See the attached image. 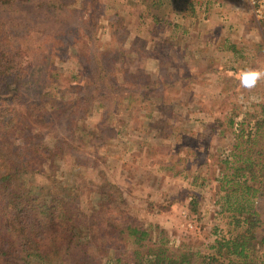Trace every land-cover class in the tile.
<instances>
[{
  "label": "rangeland",
  "instance_id": "rangeland-1",
  "mask_svg": "<svg viewBox=\"0 0 264 264\" xmlns=\"http://www.w3.org/2000/svg\"><path fill=\"white\" fill-rule=\"evenodd\" d=\"M252 4L251 0H174L171 4L168 0L70 1L66 6L69 8L67 12L78 15L86 22L94 20L95 46L92 49L110 46L116 52L112 66L118 75V84L120 81L127 84L130 74L137 69L146 70L156 81H163L164 73L159 71L162 67L176 69L178 73L186 72L187 68V73L192 75L182 82L183 86L177 93L178 99H172V102L163 105L166 108L170 103L176 109V113L169 115L167 120L173 128L182 126L185 131H192L195 135L210 128L213 144L199 146L200 154L195 158L190 157L189 167H185L183 161L177 162L174 167H171L172 162L164 164L165 159L170 161L169 154L164 155L158 163V152L147 144L140 150L138 143L141 134L138 136L132 133L129 124H126V121H132L130 114L135 113L141 118L147 97H138L129 105L125 104V100L120 101L115 108L114 100L116 103L122 98L117 94L118 91L112 92L111 89L101 96L98 90H93L91 94L85 90L83 100L86 101L88 110L91 112L94 107L89 115H75L72 117V124L68 119L66 121L67 116L59 115L64 118L62 121L57 119L54 125L47 126L56 127L55 132L46 131V127L40 130L42 138L51 147L55 148L57 145L54 138L69 140L70 127L89 128L91 132L97 118L106 115L112 118L111 122L116 128L126 126L127 130L109 139L106 145H101V140H95L92 146L87 142L82 143L77 133L76 138L71 137V142L88 152V167L84 165L83 159H79L80 163L76 166L73 157V162L65 159L61 164L55 163L53 168L46 167L45 173H41L43 176L37 174L28 178L31 190L40 193L44 200L55 198L59 204H63V199L74 201L90 216L103 207L102 202L109 200L99 191L101 180L96 177L94 170L97 167L113 168V174H109L121 186L123 194L121 199L117 198V203L114 202L116 211H113L112 218H115L117 224H122L126 215L131 214V219L135 218L150 227L153 241L164 242L168 249L176 250L190 244L200 255L211 254L213 251L210 244L215 237V229L220 236H229L237 231L229 224L228 217L222 211L225 207L222 198L224 191L213 190L215 184H220L214 183L213 178L225 166L220 161L221 155H217L218 151H225V154L233 151L236 155L229 154L233 166L241 163L237 162L238 154H244L245 147L251 146L252 149L264 151L263 129L254 132V123L260 116L258 104L264 100V79L259 80L252 89L243 88L238 80L239 69L243 67L250 66L264 71V17L258 19L255 16ZM191 6L194 9L193 15L188 14ZM117 13L119 24L110 25L109 20ZM83 33L80 30L73 41L71 39L68 44L62 45V50H55L60 57H64L60 60L55 56L58 65L51 62L47 64L45 73H42L43 84L39 91L44 103L58 105L62 98L64 105L68 100L67 94L73 93L74 97L80 95L81 88L75 84L77 81L71 82L68 73L72 68H81L74 57L76 48L81 46V39L91 45V39ZM174 55L183 57L181 63H176V60L171 62L172 58L168 57ZM27 57L23 64L29 61V56ZM100 101L102 105L98 104ZM233 108L236 112V131L226 125L228 112ZM132 123L141 126L144 122L130 124ZM249 128L252 133L247 134L246 130ZM93 130L92 133L95 132ZM17 136L22 137L19 133ZM147 136L148 140H155L151 138V133ZM248 137L250 138L244 146L242 143ZM35 140L43 141L38 137ZM184 142L178 141L177 136L171 138L170 142L168 140L171 160L176 161L177 158L173 152L178 156L187 152L188 147ZM215 146L220 149L216 151ZM214 150V156L208 161L209 165L202 162L205 154ZM98 156L100 158H96ZM252 157L257 155L252 154ZM199 170L206 178L192 180L191 173ZM192 181H204L206 184L196 186ZM254 186L263 189L264 181L256 182ZM55 192L57 194H52ZM262 203L264 204V199ZM260 211L262 216L258 230L264 233V205ZM107 214L108 212H99L101 218H105ZM127 239L130 240L128 249H132L133 238L127 236ZM18 257L22 261L25 256ZM38 260L39 258L34 257L27 264H38ZM97 264L122 263L103 258Z\"/></svg>",
  "mask_w": 264,
  "mask_h": 264
},
{
  "label": "trees",
  "instance_id": "trees-1",
  "mask_svg": "<svg viewBox=\"0 0 264 264\" xmlns=\"http://www.w3.org/2000/svg\"><path fill=\"white\" fill-rule=\"evenodd\" d=\"M70 1L0 0V264H27L34 257L39 258L38 264H97L103 258L122 264H264V233L258 230L262 216L260 208L264 205V188L254 186L256 182L264 181V151L252 149L251 146L243 149L244 154H238L237 162L241 163L235 166L229 157V154L236 155L233 151L225 154V151H218L220 147H214L225 166L219 175L214 176V183L220 184H215L213 190L224 191L222 198L225 207L222 211L237 231L229 236H220L215 229V237L210 244L213 252L207 255L198 254L190 244L172 250L164 242L153 241L150 227L135 218L131 219V214L126 215L122 224H117L112 218L113 211H116L114 202L117 198L121 199L123 194L121 186L109 174H113V168L97 167L94 170L96 177L101 180L98 189L109 200L102 202L103 207L90 216L74 201L63 199V204H59L55 198L44 200L40 193L31 190L28 178L37 174L43 176L41 173H45L46 167L53 168L55 163L61 164L65 159L72 161L73 157L76 166L80 163L79 159H83L84 165L88 167V152L71 142V137L76 138L77 133L82 143L87 142L92 146L95 140H101V145H106L109 139L127 130L126 126L116 128L111 122L112 118L106 115L95 119L92 130L97 134L92 133V130L90 132L89 128L72 126L69 140L54 138L57 145L51 147L42 138L40 130L46 127V131L55 132L56 127L47 126L54 125L57 119L62 121L64 118L59 115L67 116L66 121L68 119L70 124L74 122L72 117L75 115H89L94 107L91 112L88 110L83 100L85 90L89 94L98 90L101 96L111 89L112 92L118 91L117 94L122 98L116 103L114 100L115 108L120 101L125 100V104L129 105L138 97H147L141 118L135 113L130 114L132 121H126V124H129L132 133L141 134L138 143L140 150L147 144L158 152V163L164 155L169 154L170 161L165 159L164 164L172 162L171 167H174L177 162L183 161L185 167H189L190 157L195 158L200 154L199 146L213 144L210 128L195 135L192 131H185L182 126L173 128L167 120L169 115L176 113V109L170 103L166 108L163 105L178 99L177 93L183 86L182 82L192 75L187 73V68L186 72L178 73L176 69L162 67L159 71L164 73L163 81H156L146 70L137 69L130 74L127 84L121 81L118 84V75L112 66L116 52L110 46L92 49L95 46L94 20L86 22L78 15L67 12L69 8L66 6ZM168 1L171 4L174 0ZM193 13L191 6L188 14ZM117 15L109 20L110 25L119 24ZM80 30L91 39V45L81 36V46L76 48L74 54L81 68H72L68 77L71 82L77 81L75 84L81 88V93L77 97L69 93L67 103L62 105L63 99L60 98L58 105L50 106L42 101L39 94L40 85L43 84L42 73H45L49 62L56 63L55 56L60 60L64 58L55 50H62V45L68 44L71 39L73 41ZM27 56L29 61L23 64ZM168 58H172L171 62L176 60V63L183 60L180 55ZM100 103L102 105V101ZM258 105L260 116L254 123V132L260 129L264 132V100ZM258 105L255 106L259 108ZM162 106L166 110L163 108L160 111ZM235 115L233 108L228 112L226 123L234 131L238 129ZM142 121L144 123L141 126L130 124ZM217 121L222 126L221 121ZM246 132L250 134L252 130L249 128ZM17 133L22 137L17 136ZM149 133L155 140H148ZM175 136L178 141H185L183 144L188 150L180 156L172 151L177 157L173 161L167 144ZM36 137L43 141L35 140ZM249 138L243 141L244 146ZM215 150L206 153L202 162L209 165L208 161L214 156ZM252 154L257 157H252ZM200 173L201 170L193 171L192 180L206 178ZM191 183L196 186L206 184L204 181ZM100 211L108 212L107 216L101 218ZM127 236L133 238L132 249H128L130 240ZM18 255L25 257L21 261Z\"/></svg>",
  "mask_w": 264,
  "mask_h": 264
},
{
  "label": "clouds",
  "instance_id": "clouds-1",
  "mask_svg": "<svg viewBox=\"0 0 264 264\" xmlns=\"http://www.w3.org/2000/svg\"><path fill=\"white\" fill-rule=\"evenodd\" d=\"M261 79H264V71L260 69L250 66L239 69L238 80L240 85L245 89L254 88Z\"/></svg>",
  "mask_w": 264,
  "mask_h": 264
},
{
  "label": "built area",
  "instance_id": "built-area-1",
  "mask_svg": "<svg viewBox=\"0 0 264 264\" xmlns=\"http://www.w3.org/2000/svg\"><path fill=\"white\" fill-rule=\"evenodd\" d=\"M252 5L254 6L255 16L260 19L264 17V0H251ZM256 5V6H255Z\"/></svg>",
  "mask_w": 264,
  "mask_h": 264
}]
</instances>
